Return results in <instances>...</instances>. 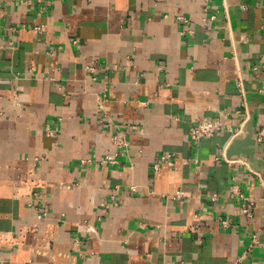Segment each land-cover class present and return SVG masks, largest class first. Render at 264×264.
I'll list each match as a JSON object with an SVG mask.
<instances>
[{"label": "crops", "instance_id": "crops-1", "mask_svg": "<svg viewBox=\"0 0 264 264\" xmlns=\"http://www.w3.org/2000/svg\"><path fill=\"white\" fill-rule=\"evenodd\" d=\"M260 129L264 0H0V264H264Z\"/></svg>", "mask_w": 264, "mask_h": 264}, {"label": "built area", "instance_id": "built-area-1", "mask_svg": "<svg viewBox=\"0 0 264 264\" xmlns=\"http://www.w3.org/2000/svg\"><path fill=\"white\" fill-rule=\"evenodd\" d=\"M178 19H183L182 16H178ZM36 31H41L42 28L39 26H35L33 28ZM88 69H91V65L87 66ZM223 128L221 122L216 119V118H205V119H201L195 123H193L187 132V135L189 137V139L193 142H196L202 138H209L211 136H213L215 133H217L218 131H221ZM229 131L231 132L232 136H237L239 134V129H229ZM264 136V130L260 129L258 131H256L254 133V140L256 141H260L262 140ZM113 142L115 143L116 146L122 147L126 145V142L124 141V138L121 136L120 133H115L113 136ZM161 160H167L166 156H162ZM228 160V159H226ZM114 153H108L104 156V158L101 159V162L105 163V162H114ZM154 170H158L159 169V163L156 162L153 165ZM230 191L233 193H237L236 190V186L232 185L230 188ZM179 195L181 194V192L178 193ZM212 200H214L216 198V194L212 195ZM240 200H241V206H240V212L248 217L251 218L253 216V210L254 207L256 205V202L254 199L240 195L239 196ZM112 203H115V199L113 195H110V200L108 202H105V206H108ZM221 224L223 226H227L228 224V218H224L221 220ZM257 237L255 234H251L250 240L248 242V244L246 245V247L242 250V252L239 254V256L235 259L234 264L239 263L240 261H242L243 259H245L249 252L251 251L252 245L254 243H256Z\"/></svg>", "mask_w": 264, "mask_h": 264}, {"label": "water", "instance_id": "water-1", "mask_svg": "<svg viewBox=\"0 0 264 264\" xmlns=\"http://www.w3.org/2000/svg\"><path fill=\"white\" fill-rule=\"evenodd\" d=\"M254 137L252 135L251 131H248V133L244 136V137H235L233 138V140L230 142V144L228 145L227 149H226V156L227 158H230L234 155H237L241 152L244 153H250L251 152V148H249L250 146H252L254 144Z\"/></svg>", "mask_w": 264, "mask_h": 264}]
</instances>
